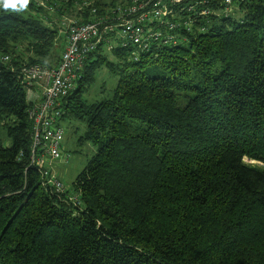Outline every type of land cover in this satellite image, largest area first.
<instances>
[{
	"label": "trees",
	"instance_id": "trees-1",
	"mask_svg": "<svg viewBox=\"0 0 264 264\" xmlns=\"http://www.w3.org/2000/svg\"><path fill=\"white\" fill-rule=\"evenodd\" d=\"M48 1L71 12L83 0ZM235 3L157 58L88 56L59 121L65 135L82 125L71 133L92 150L69 187L78 205L40 186L17 78L23 63L58 65L56 32L34 2L0 7V264H264V0ZM150 64L164 75L149 76ZM102 66L118 81L91 101Z\"/></svg>",
	"mask_w": 264,
	"mask_h": 264
},
{
	"label": "built area",
	"instance_id": "built-area-1",
	"mask_svg": "<svg viewBox=\"0 0 264 264\" xmlns=\"http://www.w3.org/2000/svg\"><path fill=\"white\" fill-rule=\"evenodd\" d=\"M97 1L83 0L75 5L79 16L85 8L89 9L87 21L78 17L63 20L65 46L56 67L33 64L17 72L29 104L30 165L37 171L42 188L58 197L65 196L64 200L73 205H78L79 195L70 192L57 178L54 167L69 161L63 153L61 104L77 88L88 56L99 50L111 53L122 49L135 62L147 53L157 58L162 48L182 46L188 42L187 35L205 33L210 17H232L237 10L235 0H219L217 9L211 8L209 0H117L115 6L98 15L94 7ZM32 2L45 12L53 6L48 0ZM9 61V56L1 58L2 63Z\"/></svg>",
	"mask_w": 264,
	"mask_h": 264
},
{
	"label": "rangeland",
	"instance_id": "rangeland-1",
	"mask_svg": "<svg viewBox=\"0 0 264 264\" xmlns=\"http://www.w3.org/2000/svg\"><path fill=\"white\" fill-rule=\"evenodd\" d=\"M71 12L68 10L66 11L63 9V7H59L56 3L53 4L52 9L50 12H45L42 9V13L33 11L32 14L36 15L39 19L42 20L44 25H46L47 28H50V30H55L56 32V40L54 48L57 51V54H62L63 46H64V40L65 35L63 34L62 30V22L66 18H74L78 17L81 18V16L77 15L76 9L71 8ZM26 11H30V9H26ZM28 56H24V58H27ZM108 57L111 58V55L108 54ZM20 61V60H19ZM38 64V63H34ZM23 68H26L31 65H25L22 64ZM42 65V64H41ZM20 67V66H19ZM19 69V68H17ZM149 76H163L164 72L161 70V68L156 67L155 64H150L147 67L143 69ZM19 74V73H17ZM118 81V75L113 74L107 69L106 67H100L95 75V83L92 86V90L89 94V99L91 101H97L102 98H108L111 94V91L115 88L116 83ZM76 123L73 125H70L69 132L67 131L65 135L63 142V153L69 156V161L66 165H56L54 167L55 173L57 178L67 187H70L72 181L75 179L77 174H79L87 165V162L92 156V150L89 148V145H83L78 147L76 141V137L79 136V133L76 135H73L71 132L73 131H81L82 125H77ZM245 163L255 165V162H249L247 160H244Z\"/></svg>",
	"mask_w": 264,
	"mask_h": 264
},
{
	"label": "clouds",
	"instance_id": "clouds-1",
	"mask_svg": "<svg viewBox=\"0 0 264 264\" xmlns=\"http://www.w3.org/2000/svg\"><path fill=\"white\" fill-rule=\"evenodd\" d=\"M30 0H0V7L4 10H26Z\"/></svg>",
	"mask_w": 264,
	"mask_h": 264
},
{
	"label": "crops",
	"instance_id": "crops-1",
	"mask_svg": "<svg viewBox=\"0 0 264 264\" xmlns=\"http://www.w3.org/2000/svg\"><path fill=\"white\" fill-rule=\"evenodd\" d=\"M64 42H65V40H64ZM64 46H65V43H64ZM64 46H63V47H64ZM63 47H62V48H63Z\"/></svg>",
	"mask_w": 264,
	"mask_h": 264
}]
</instances>
